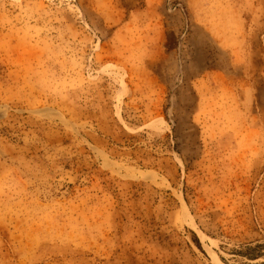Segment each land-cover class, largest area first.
Segmentation results:
<instances>
[{
  "label": "rangeland",
  "instance_id": "1",
  "mask_svg": "<svg viewBox=\"0 0 264 264\" xmlns=\"http://www.w3.org/2000/svg\"><path fill=\"white\" fill-rule=\"evenodd\" d=\"M0 264H264V0H0Z\"/></svg>",
  "mask_w": 264,
  "mask_h": 264
}]
</instances>
